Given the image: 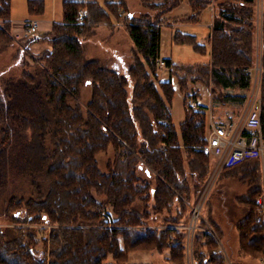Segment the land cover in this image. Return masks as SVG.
I'll list each match as a JSON object with an SVG mask.
<instances>
[{
    "label": "trees",
    "instance_id": "16d2710c",
    "mask_svg": "<svg viewBox=\"0 0 264 264\" xmlns=\"http://www.w3.org/2000/svg\"><path fill=\"white\" fill-rule=\"evenodd\" d=\"M182 1L142 3L164 15ZM187 1L192 9L184 19L190 21L213 5ZM125 2L107 1V10L98 0L64 1L63 19L25 41L27 48L36 40L49 41L52 48L35 58L31 69L0 84V187L15 173L29 176L34 190L29 196L12 194L0 211V223H14L0 225V264H124L137 250H168L171 264H187L185 231L179 226L188 223L187 201L195 199L215 166V157L202 148L208 124L211 118L217 124L235 119L252 84L247 68L257 54L256 0L221 1L207 43L178 31L177 42L201 52L210 45L211 59L181 64L164 58L169 80H158L162 28L149 14L137 18ZM28 8L40 16L45 0H28ZM11 13L12 1L0 0V44L13 42ZM112 15L127 22L134 42L135 61L124 74L85 55L84 37L94 24L111 22ZM262 33L264 102V12ZM173 76L185 101L201 98L199 83L213 97L211 106L187 107L179 127L169 112L177 91ZM85 85L92 86L86 108L80 101ZM165 118L169 124L160 121ZM111 147L114 158L103 170L98 155ZM189 168L194 183L187 177ZM237 168L250 185L241 198L247 212L237 224L239 255L258 259L264 255V223L257 220L261 159L249 157L222 171ZM164 213L162 226L154 227L151 219ZM213 225L224 238L221 226ZM39 242L44 247L39 249ZM217 247L212 234L197 237L196 263L226 264L221 252L214 253ZM110 257L115 262H107Z\"/></svg>",
    "mask_w": 264,
    "mask_h": 264
},
{
    "label": "rangeland",
    "instance_id": "374dc122",
    "mask_svg": "<svg viewBox=\"0 0 264 264\" xmlns=\"http://www.w3.org/2000/svg\"><path fill=\"white\" fill-rule=\"evenodd\" d=\"M25 1L27 3V11L28 9V0H13V6L15 13L13 16L22 15L24 11H26ZM101 5L108 10L107 1L110 0H98ZM159 2L166 0H157ZM171 3L173 0H170ZM261 3L256 0L255 10L257 14V34L261 29L262 32V24L261 19L259 18L264 10V3L260 0ZM61 2V1H60ZM58 4V19H62V5ZM212 4H214L215 8L216 4L220 3L219 0H211ZM128 10L132 11L133 14L137 18H143L146 14L150 15V19L153 23H155L158 27L162 28L161 32V58L162 57H171L175 63L181 64H201L209 62L211 59V47L207 45L206 52H201L195 48V46L191 43L187 42H177L175 41V35L178 31L182 33H189L196 36V40L198 43L204 44L207 43L206 35L209 33V23L213 20V6H208L200 15L198 19L201 21L195 22L196 20L190 21L184 19L185 16L187 18V7L190 5L187 0L182 1V3L178 4L174 9L168 11L164 15H160L161 9L150 8L145 6L142 3V0H126L125 2ZM259 5V6H257ZM190 9L191 6H189ZM45 10H46V0H45ZM217 10V9H216ZM45 13V11H44ZM43 13V14H44ZM42 14V15H43ZM125 15V14H124ZM41 16V15H40ZM61 17V18H60ZM37 19V18H36ZM258 19L260 22H258ZM108 21H102L101 24H94L93 32L84 37L83 44L85 48V55L87 58H98L102 65L116 69L121 73H126L127 68L134 63V42L130 37L126 23H121L118 20L116 21L120 26H111L105 24ZM2 20L0 19V25ZM260 33V32H259ZM10 37L12 39V43L8 44H0V84L4 77H19L24 69H31L32 66L35 65V58L39 57L40 54H35L31 51L30 48H26V40H16L15 36L10 33ZM28 40V39H27ZM23 43V44H22ZM21 52V53H20ZM158 67L161 69L158 70V80H169L171 78L170 68L165 65H159ZM3 75V77H2ZM173 81L176 87V94L174 96L171 107V112L173 116L174 123L179 127L180 123L186 117V109H187V101H185V94L181 90L178 80L175 76H173ZM199 85V84H198ZM133 86L130 88V92H132ZM201 98L198 102L210 105L211 101V90L210 88L202 83L200 88ZM92 95V86L85 85L81 90V98L80 101L84 108L87 107V103ZM210 122L207 128V135L209 131ZM115 152L114 148L111 147L109 150L105 152H101L98 155L100 166L103 170H106L107 163L109 160L114 158ZM237 169H231L228 171L216 170V161L213 170L210 171L208 177L204 179L200 189L195 191V199L193 201H187L188 205L191 209L190 219L192 218L193 209L201 205V219L197 220V237L202 236L206 232H210L213 228L215 232L219 235L217 229H215L213 222H216L219 226H221L224 231V238L220 235L219 237L223 241V244L230 255V258L234 263L233 259L237 258V262L239 264H264V255L258 259H255L251 256L241 257L239 254L238 247V231L237 224L240 219L247 212V205L242 202L241 198L247 195L250 185L247 182H243L241 180V176L238 175ZM188 179L192 180L194 183V179H191L190 175L192 171L190 168L188 169ZM141 174L145 175V170L140 171ZM43 180V177L40 178V181ZM152 184L155 185V179L152 181ZM261 192L264 188V164L261 163ZM33 186L31 185L30 178L27 175L21 174H10V180L4 185L0 187V211H3L10 199L12 194H25L29 196L33 192ZM168 214L164 213L161 215H156L151 219V223L154 227L162 226L161 222L165 216ZM113 218L115 215L112 214ZM112 218V219H113ZM200 220V221H199ZM188 221V222H189ZM4 223H0V225H14V223L3 221ZM187 224V223H186ZM179 226V228L185 231V255L187 261V229H185V225ZM18 225V224H17ZM42 227L43 225H34ZM43 235V234H41ZM219 245V244H218ZM39 249L44 247L43 242H39ZM168 254V250L164 253H159L158 251H146V250H137L130 253L129 261L124 264H132V263H143V264H171L166 256ZM223 255V253H221ZM224 257V255H223ZM234 257V258H233ZM225 259V258H224ZM226 264H229L225 259ZM107 262H115L112 257H110ZM188 264V261H187ZM237 264V263H236Z\"/></svg>",
    "mask_w": 264,
    "mask_h": 264
},
{
    "label": "built area",
    "instance_id": "2783aa9c",
    "mask_svg": "<svg viewBox=\"0 0 264 264\" xmlns=\"http://www.w3.org/2000/svg\"><path fill=\"white\" fill-rule=\"evenodd\" d=\"M261 3L260 0H258ZM264 3V0H262ZM259 6V5H257ZM263 12L260 15L261 24L263 23ZM258 19V22H260ZM40 28L38 19H29L21 32L13 34L16 40L30 39ZM260 32V33H259ZM257 34V54L255 62L247 68L248 74L252 77L250 89L246 92V99L241 107L239 115L235 119L226 120L223 124H217L210 120L207 142L203 144V150L215 157L216 170H222L226 166L239 163L246 158L258 156L261 163L264 164V102L261 94V85L263 77V33ZM23 44V43H22ZM27 48V47H26ZM159 65H165L163 58L158 59ZM187 106L198 108V100L189 99ZM169 107V112H171ZM163 124H169L167 118L160 120ZM165 133V131H163ZM107 218L111 219L112 214L105 211ZM191 220L185 225L187 229V261L188 264H197L195 258V242L197 235V220L201 219V205L193 209ZM257 220L264 223V188L257 198ZM200 221V220H199ZM218 242V247L214 253L221 252L229 264H233L229 253L227 252L223 241L212 228L209 232ZM264 260V258H263Z\"/></svg>",
    "mask_w": 264,
    "mask_h": 264
},
{
    "label": "crops",
    "instance_id": "0c3cea01",
    "mask_svg": "<svg viewBox=\"0 0 264 264\" xmlns=\"http://www.w3.org/2000/svg\"><path fill=\"white\" fill-rule=\"evenodd\" d=\"M11 1H12V13H11L12 30H11V32L13 34L21 32L26 21H28L29 19H36L37 18L39 20V22H40V28H39L38 32H36L32 36V37L35 38L38 35H41V34H44V33L48 32V31H50L52 29L53 24H54L55 21H59V20L63 19V11H62V19H58V4L61 1L60 4L63 5V2L66 1V0H46V10H45V13L43 15H41V16L32 15L29 11H27V3L25 1V7H26L25 10L26 11H24L22 13V15H19V16L17 15V16H13V17H12V14L15 13L14 7H16V5L13 6V0H11ZM110 1L118 2L120 0H110ZM221 1H225V0H220V2ZM226 1L234 2V1H238V0H226ZM219 5H220V3L216 4V6H218V8H220ZM189 6L190 5H188V7H187V12L191 11ZM212 6H213V10H214L213 15H215L216 9L218 11V8L216 7V9H215L214 4ZM199 21H201V20L198 19L195 22H199ZM99 24H101V23H99ZM105 24H108V25H111V26H116V25L120 26L116 22V18H115L114 15L111 16V22H105ZM208 27H209L210 31L205 36L206 37V41H208V39L210 38V35L212 33L213 20L209 23ZM29 46H30L29 48L31 49V51L33 53H35V54H41L44 51L50 50L52 48V44L49 41H45V40H36V41L32 42ZM162 58H170V57H162ZM159 69H161V68L159 67ZM201 86H202V83H199V88H201ZM211 98L212 99L210 101V105L209 106H211L212 101H213V97H211Z\"/></svg>",
    "mask_w": 264,
    "mask_h": 264
}]
</instances>
